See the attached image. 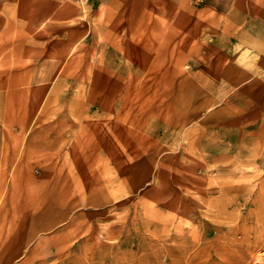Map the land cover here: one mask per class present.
<instances>
[{"label": "rangeland", "instance_id": "rangeland-1", "mask_svg": "<svg viewBox=\"0 0 264 264\" xmlns=\"http://www.w3.org/2000/svg\"><path fill=\"white\" fill-rule=\"evenodd\" d=\"M0 264H264V0H0Z\"/></svg>", "mask_w": 264, "mask_h": 264}]
</instances>
